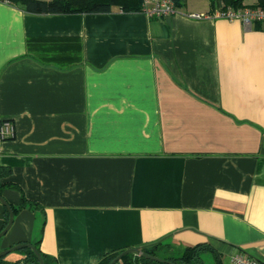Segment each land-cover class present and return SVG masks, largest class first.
<instances>
[{
    "label": "crops",
    "instance_id": "1",
    "mask_svg": "<svg viewBox=\"0 0 264 264\" xmlns=\"http://www.w3.org/2000/svg\"><path fill=\"white\" fill-rule=\"evenodd\" d=\"M209 11L31 14L0 0V121L14 125L1 195L31 201L0 251L38 241L57 264H95L162 240L264 264V28L188 15ZM37 36L79 37L82 60L39 62Z\"/></svg>",
    "mask_w": 264,
    "mask_h": 264
},
{
    "label": "trees",
    "instance_id": "2",
    "mask_svg": "<svg viewBox=\"0 0 264 264\" xmlns=\"http://www.w3.org/2000/svg\"><path fill=\"white\" fill-rule=\"evenodd\" d=\"M15 6L21 7L25 12L31 14H68V13H102L108 12L115 7L125 12L141 11V0H2ZM210 13L216 10H223L227 7L234 9L244 6L264 8V0H255L254 2H244V0H209ZM177 7H182L185 0H174ZM251 27L255 29L264 28V22L253 21ZM27 52L43 64H56L66 66L82 60V43L79 37H62V36H37L30 37L26 40ZM11 172V168L0 165V193L5 186H12V183L6 178ZM9 203V202H8ZM31 204L29 199L24 195L20 198L17 205L9 203L13 213L16 214L21 208ZM4 220L0 230L6 225L9 212L3 205ZM25 242V241H19ZM40 251L44 264H57L54 257L42 252L38 241L33 243ZM143 251L168 259L174 264H206L201 254L205 251L212 252L214 261L212 264H222L219 252L209 243H198L184 247L178 254L169 251L167 243L162 240L144 245ZM26 253L25 261L30 264H39L38 259L29 247L22 248ZM123 249H116L105 253L95 264H107ZM118 261L122 264H169L166 262L156 261L147 257L136 255L134 253L124 254Z\"/></svg>",
    "mask_w": 264,
    "mask_h": 264
},
{
    "label": "built area",
    "instance_id": "3",
    "mask_svg": "<svg viewBox=\"0 0 264 264\" xmlns=\"http://www.w3.org/2000/svg\"><path fill=\"white\" fill-rule=\"evenodd\" d=\"M141 12L149 17L162 18L169 15L179 13V7L174 0H141ZM194 18H201L207 15L223 16L229 19H241L246 25L251 26L253 21L264 22V8L244 6L234 9L227 7L226 9L216 10L212 14L192 12L188 14ZM14 135V125L11 120L0 121V137L8 138ZM232 260L234 264H263L259 260L246 255L244 253H236Z\"/></svg>",
    "mask_w": 264,
    "mask_h": 264
},
{
    "label": "water",
    "instance_id": "4",
    "mask_svg": "<svg viewBox=\"0 0 264 264\" xmlns=\"http://www.w3.org/2000/svg\"><path fill=\"white\" fill-rule=\"evenodd\" d=\"M0 203H2L3 205L6 206V208L8 209L9 212V218L8 221L6 223V225L0 230V236H2L6 230L9 228V226L11 225L12 221H13V210L11 209L9 203L4 199V197L1 195L0 193ZM23 247H29L33 250V252L35 253L37 259H38V263L39 264H44V260L40 254V251L36 248L35 245H33L32 243L29 242H20V243H16L15 245L10 246L9 248L3 249L0 251V256L2 254H5L6 252H9L11 250L14 249H19V248H23ZM263 254H264V248L260 250ZM127 253H134L136 255H141L144 257H147L149 259L152 260H156V261H161V262H166L169 264H174L173 262H171L168 259H164L161 258L159 256L153 255V254H149L145 251H143L140 247H130V248H125L122 251H120L110 262H108L107 264H114L115 262H117L124 254ZM177 264H188V263H177Z\"/></svg>",
    "mask_w": 264,
    "mask_h": 264
},
{
    "label": "rangeland",
    "instance_id": "5",
    "mask_svg": "<svg viewBox=\"0 0 264 264\" xmlns=\"http://www.w3.org/2000/svg\"><path fill=\"white\" fill-rule=\"evenodd\" d=\"M255 0H244V2L250 3V2H254ZM186 2L192 6L193 9H204L206 6H209L210 1L209 0H186ZM189 14V13H188ZM16 242V241H15ZM179 250L176 251L174 254H178ZM201 257L203 259V261L206 264H211L214 261V256L212 254V252L210 251H205L201 254Z\"/></svg>",
    "mask_w": 264,
    "mask_h": 264
}]
</instances>
